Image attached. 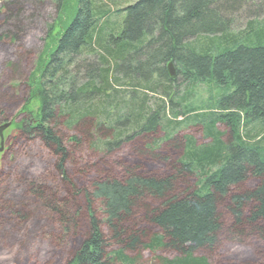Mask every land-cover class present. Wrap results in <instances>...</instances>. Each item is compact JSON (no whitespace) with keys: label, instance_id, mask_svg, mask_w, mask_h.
<instances>
[{"label":"trees","instance_id":"1","mask_svg":"<svg viewBox=\"0 0 264 264\" xmlns=\"http://www.w3.org/2000/svg\"><path fill=\"white\" fill-rule=\"evenodd\" d=\"M117 1L54 0L70 17L29 80L41 106L16 138L39 139L49 152L45 183L27 181V191L48 211L53 255L63 258L42 264H130L141 250L174 254L166 264H264V138L243 132L264 129V0H135L114 9ZM23 15L19 0H0V51L21 40ZM114 15L121 22L110 23ZM180 76L188 87L213 80L226 90L181 120L209 143L172 134L165 102L151 104ZM1 207L3 234L6 223L28 219L26 203Z\"/></svg>","mask_w":264,"mask_h":264},{"label":"rangeland","instance_id":"2","mask_svg":"<svg viewBox=\"0 0 264 264\" xmlns=\"http://www.w3.org/2000/svg\"><path fill=\"white\" fill-rule=\"evenodd\" d=\"M19 1L24 8L23 16L26 17L21 40L10 42L9 49L0 51V125L12 122V125L4 133V150L0 152V201L3 205L14 204L20 208L23 203H26L29 209H26L25 212L28 215L26 221L18 224L17 221L16 224L9 221V225L6 223V229L10 226L14 227L13 230H19V234L16 232L12 235L10 230L2 228L3 234L0 230V236H5L7 239L4 246L0 248V264H24L20 261L21 259L24 262L30 260L34 264H42V261L47 262L49 259L50 261L56 260V262L63 260V258L59 259L53 255L57 245L54 244L52 233L56 227L50 221L48 211L32 195H28L27 191V181L45 183L40 177L45 176L43 173L44 160H49V152L39 139H17L16 135L19 134L18 128L22 121L33 119L32 114L35 115L41 106L40 100L30 94L29 80L34 71H40L39 67L44 64L49 57L48 54L54 49L61 30L69 20L70 11L66 8L56 10L54 0ZM133 1L135 0H119L112 3L111 6L116 9L133 3ZM113 21L121 22L120 16L114 15L110 23ZM242 21L237 30H243L246 27V19ZM51 25L55 27H53V33L49 34ZM91 57L89 55L86 58ZM79 78H83V73H80ZM187 84L188 81L180 76L174 91L167 96L163 93L164 87H159L156 95L152 96L151 104L155 107L157 101L158 103L165 102L162 103L161 113L164 122L171 124L167 130L172 134L191 135L196 138L199 144L209 143L211 139H206L204 130L200 126L187 125L181 120L185 117V113L188 114L189 108L192 110L191 107L202 106L203 108L208 103H210V107L214 106L218 96L225 94L226 90L213 80L208 82L209 85L204 82L190 84L188 87ZM188 89L193 93L191 92V96L187 100L182 101L181 98ZM173 99L176 103L170 106V101ZM193 112L192 110L190 113ZM175 120L181 121V123L176 125ZM219 128L225 130L221 125ZM243 132H247L249 136H253L257 140L264 138V129L256 125L247 126ZM203 180L200 178L201 183ZM0 214L5 215L7 211L1 207ZM5 248L7 252L3 250ZM234 248L236 247L234 246ZM129 257L133 261L130 264H166L165 259L173 260L176 256L164 254L158 250L153 253L149 250H141L135 254H129Z\"/></svg>","mask_w":264,"mask_h":264},{"label":"water","instance_id":"3","mask_svg":"<svg viewBox=\"0 0 264 264\" xmlns=\"http://www.w3.org/2000/svg\"><path fill=\"white\" fill-rule=\"evenodd\" d=\"M167 69L171 78H176V68L172 61L167 63ZM12 125V122H5L0 125V152L4 150L5 145V131Z\"/></svg>","mask_w":264,"mask_h":264}]
</instances>
